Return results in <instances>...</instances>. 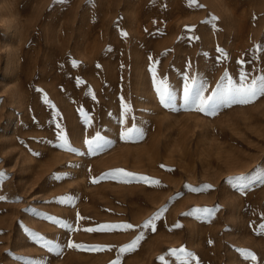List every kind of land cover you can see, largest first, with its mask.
<instances>
[{
    "label": "rangeland",
    "instance_id": "obj_1",
    "mask_svg": "<svg viewBox=\"0 0 264 264\" xmlns=\"http://www.w3.org/2000/svg\"><path fill=\"white\" fill-rule=\"evenodd\" d=\"M260 77L264 0H0V264H264V96L183 99Z\"/></svg>",
    "mask_w": 264,
    "mask_h": 264
},
{
    "label": "snow or ice",
    "instance_id": "obj_2",
    "mask_svg": "<svg viewBox=\"0 0 264 264\" xmlns=\"http://www.w3.org/2000/svg\"><path fill=\"white\" fill-rule=\"evenodd\" d=\"M204 90L203 84L193 87L191 84H185L183 90V99L186 107L195 108L196 111L205 113H214L218 107L224 104H249L255 101L259 96H264V77H260L259 81L253 80L250 85L241 83L239 87L229 86L227 91H218L214 97L205 99L202 95ZM156 91L159 95L160 102L165 106L175 103L176 96L169 90L166 82H160ZM133 132H138L137 129H132L129 132L123 134L124 139H128L133 135ZM100 138L97 137L96 146L93 151L101 150L105 145L100 143ZM89 146L92 145V141H88ZM97 181H93L95 183ZM159 183L158 181L156 182ZM127 228H131V225H127ZM91 231V229H88ZM76 247V245H71ZM255 259V257H253Z\"/></svg>",
    "mask_w": 264,
    "mask_h": 264
}]
</instances>
